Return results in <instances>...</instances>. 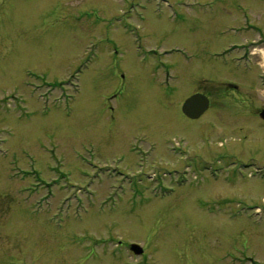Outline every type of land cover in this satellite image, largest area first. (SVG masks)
Masks as SVG:
<instances>
[{
    "label": "rangeland",
    "instance_id": "374dc122",
    "mask_svg": "<svg viewBox=\"0 0 264 264\" xmlns=\"http://www.w3.org/2000/svg\"><path fill=\"white\" fill-rule=\"evenodd\" d=\"M257 30L255 62L223 55ZM195 92L211 111L185 129ZM263 110L264 0H0V264H264V179L194 169L210 154L171 156L161 134L228 135L264 162ZM108 133L126 143L105 155L143 159L97 192Z\"/></svg>",
    "mask_w": 264,
    "mask_h": 264
},
{
    "label": "flooded vegetation",
    "instance_id": "af4514ba",
    "mask_svg": "<svg viewBox=\"0 0 264 264\" xmlns=\"http://www.w3.org/2000/svg\"><path fill=\"white\" fill-rule=\"evenodd\" d=\"M218 18L223 19L222 17H220L219 14L215 15V18L212 21L213 25H216V23L219 21V20H217ZM237 26H240V28H238V29L233 28L234 31H236V33L245 31V29L242 28L244 26L243 24H237ZM254 42L257 43V41H254V40L251 43H246L243 45H239V44L235 43L234 46L231 47V49L228 46L225 49L223 55H226L230 51L242 49L244 51H243L242 55L240 57H238V59L257 57V53L259 50V44H254ZM221 55L222 54L219 52L216 56H221ZM247 78L249 80H251L252 77L250 75ZM256 79L259 80V76L256 77ZM253 81H255V80H253ZM230 86H231L233 91L239 90L237 85L230 84ZM195 93H198V92H195ZM195 93L190 94L186 98L182 99L180 102V109L182 110V114L189 122V125H185V129H190L189 128L190 126H195V122L202 121L204 116L205 115L207 116V113H209L211 111V99H210V106H209L208 110L201 117L196 118V119H192L184 113L183 105H184L185 100ZM180 95L181 94H178V92H175V95L171 94L170 97L168 98V100L173 99V97L180 96ZM206 95L209 98H211V96L209 94H206ZM116 96L117 95H113V98H115ZM262 123L264 124V122H262ZM171 126H172V128H170V130H169L168 129L169 126L165 125V127L163 128V132H161L162 136L167 141L166 142L167 147H169L172 152H174V153L176 152L175 154H170L171 156L180 157L179 154L181 152H184L185 155L186 154L196 155V152H194L193 150L197 149L199 151L210 154V156L207 158H204V159H200V158H197L195 156L196 160L193 163L194 169H202V170L208 171V172H211L212 170H215V169L216 170H229V171H234L236 174L242 175V177H245L244 175L247 174L248 177H250L252 179H257L258 181H259V176L262 179H264V162L259 157H254V156L244 157L242 155H239V154H241V152L233 151V148L235 147L236 142L230 141L229 140L230 137L228 135L225 136L224 138H222L221 140H220V136H219L218 141H215L216 139H214L209 134L205 135V136L204 135L201 136L202 137L201 143L203 144L205 149L200 150V149L196 148V145L197 144L199 145V141L196 138H194V136L191 137L189 135L184 134L185 130L182 131L183 133L182 132L176 133L175 131L177 129H175V126H178V125L172 124ZM209 126L211 127V125H209ZM197 127H198V125H197ZM159 129H161V127ZM194 131H196V128H194L192 132L190 131V134H193ZM170 132H175V134L170 133ZM112 135H117V134H109L108 133L107 135L102 136L99 139V141L95 142V146H96V150H97L98 154H99V152L103 154L102 156H99L96 158L97 163L93 166V168L103 171L102 178L96 187L97 192L99 190H104V187L107 183L111 184V187H109L108 189L114 188L115 185L117 184V180H118L119 176L124 174V172L127 171L128 169L137 167V165H139V163L143 159V157L134 158V156H131L132 158L131 157L126 158L123 155H118V156L117 155L116 156L105 155V153H109L110 151H108V152L103 151V150H101V147L105 148L108 145H114V147H119V146H123L124 143H126L124 141V138L119 136V135L118 136L120 137V141H118V139L116 137L115 142H114L112 140ZM124 137H127V136H124ZM191 138H193L195 141L192 142ZM109 139H110V143L108 142ZM216 143H219L223 146V151H214V146ZM237 143L240 144L239 142H237ZM128 144L132 147L133 152H135L136 146H135L134 140L131 139L128 142ZM151 144L154 145V146L150 147L151 152L156 151L158 153V156H160V157L163 156L162 150L160 149V152H161V154H160V152L157 150V148L155 146H157L158 148H160V147L158 145H156L155 142H151ZM113 151H111L110 153H112ZM113 154H114V152H113ZM222 158L228 160V163L226 166H224L222 164ZM148 160L149 161H155L157 159L156 158H151V159L148 158ZM215 163H216V165H215ZM228 186H231L230 182H229ZM257 205L259 206V204H257ZM119 243H120V245H122L123 241L120 240ZM132 243L133 242L126 244L127 250L130 249ZM141 251H143L142 254H145V249L141 250ZM250 259L254 260V258H252V257H250ZM240 263L242 264L243 262H240Z\"/></svg>",
    "mask_w": 264,
    "mask_h": 264
},
{
    "label": "water",
    "instance_id": "95a60500",
    "mask_svg": "<svg viewBox=\"0 0 264 264\" xmlns=\"http://www.w3.org/2000/svg\"><path fill=\"white\" fill-rule=\"evenodd\" d=\"M208 102V99L204 95L195 94L187 100L183 109L191 117H199L203 113ZM261 116L264 118V110Z\"/></svg>",
    "mask_w": 264,
    "mask_h": 264
}]
</instances>
